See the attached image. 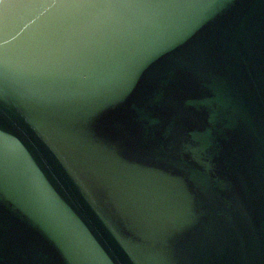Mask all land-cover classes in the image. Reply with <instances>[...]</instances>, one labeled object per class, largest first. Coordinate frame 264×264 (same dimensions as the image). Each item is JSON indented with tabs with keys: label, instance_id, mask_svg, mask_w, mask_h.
<instances>
[{
	"label": "water",
	"instance_id": "1",
	"mask_svg": "<svg viewBox=\"0 0 264 264\" xmlns=\"http://www.w3.org/2000/svg\"><path fill=\"white\" fill-rule=\"evenodd\" d=\"M0 264H264V0H0Z\"/></svg>",
	"mask_w": 264,
	"mask_h": 264
}]
</instances>
